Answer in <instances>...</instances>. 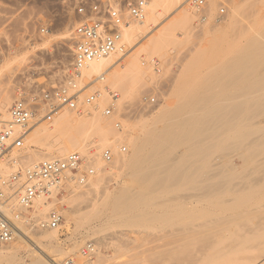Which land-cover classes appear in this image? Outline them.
Instances as JSON below:
<instances>
[{
  "label": "bare ground",
  "instance_id": "obj_1",
  "mask_svg": "<svg viewBox=\"0 0 264 264\" xmlns=\"http://www.w3.org/2000/svg\"><path fill=\"white\" fill-rule=\"evenodd\" d=\"M208 1H210V7L214 6L213 0ZM186 5L184 3V0L183 3L181 2V0H153L150 3L148 2L145 18L139 21L129 22V24L124 27L122 31L124 40L131 42L135 40V42L132 44V47L138 46L141 43V38L146 37L145 42L141 43V45L138 47L139 49L137 48L136 50L132 51V53L124 59V62L119 65V67H116L115 65L120 59L125 57V53V55L121 54L124 56L117 55L120 53H115L107 57L93 60L81 70L80 77L91 78L95 76L94 79H99V81L105 79V82L97 85L98 88L104 89V87L111 86L118 89L121 93L119 94L121 95V97L118 96V106L116 108L117 110H123L125 108V103L132 101L133 96L138 93V86L143 78L142 73H145L143 65L141 64L142 58H144L145 56L144 52L148 53V51H155L164 55V53L167 54L171 52V50L173 49L172 46L174 47L179 43H182L183 41L186 42L191 37V31L193 29L192 25L195 17L194 12L192 13L193 10L191 11L189 9L190 6L186 7ZM229 7V10H231V13L229 14H231V16L228 15L230 18H227L228 20L226 22L221 23V21H212L211 23V20H209L210 22L206 21L204 26L199 28L202 34L205 35V37L212 34L213 31L215 33L220 30H226L227 26H230L231 29L232 26L234 27L233 23L239 20L237 18L244 17L247 23H249L250 21H256L260 23L264 22V0H232V3ZM247 7L248 10H246ZM167 10H170L168 14L172 15V17L165 23V25L156 30L155 27H157V23H159H156L158 16L162 12H165ZM212 12L213 10H210V15L212 14ZM246 16L251 17L248 18ZM242 27L244 28V26ZM154 29L155 32L153 31ZM261 33L262 29L258 30L255 27H249L248 29L246 28V30L243 31L240 37L244 39H242L241 41L243 44H241L240 41L238 42L240 44L237 43V54L233 56L235 58L233 61L234 66H227L225 65V62L223 63V61H221V57L224 56V54L227 53L231 47L224 48L215 44L213 40L206 39V43H204L203 45L201 44L202 46L198 45V47L190 51L187 60L188 64H184V68L182 67L183 69H180V73H178L176 79L178 78L177 80H179L180 83H184L187 81L186 84L188 86L195 87L197 88V90L189 92L183 105H175L174 101L172 99L170 100V94V97L168 96V100L166 99L167 101L164 104H162L153 113H151L152 119L150 121H147L149 117L145 118V116H143L144 119H141L142 121H139L140 123H124V125L119 129H116L113 124L107 123L103 117L101 108L98 109L100 105L104 104V102L106 103V101L108 100L107 98L109 92L104 89L98 92L99 102H96V108L86 106L84 109L80 108L81 111L72 110L73 112L64 109L54 115H51L49 124L47 122V124L41 122V116L46 117L45 115H43L44 112H41L29 122L26 128L22 129L19 126L14 125L12 136L5 143L3 149L0 150V175L3 177H5L6 174L7 176L9 175V161L13 163H22V165L24 166L33 167L39 160H48L53 157H62L63 155H66L73 151L79 152L84 159L90 162L91 166L95 170L94 173L88 177L87 182L84 185L77 184L75 181H73L72 178L69 179V182L65 185L67 193L63 197L58 198L56 194L52 195V203L59 202L62 204V214L64 215V220L67 224H69L70 221H75V215L79 214L74 213L75 210L73 211V208L71 209V207L68 206V200L66 199L79 197L84 192L86 193V191L88 192L92 189L100 187L102 177L107 173L115 175L117 171H123L124 168H132L137 166L139 167V175L136 171H131L132 174L130 172L128 174L139 177L140 186H142L143 188H152L158 184L164 183L166 182L167 177H169L168 180L172 184L177 183L180 180H183L184 183H189V187L186 188V192H183L180 197L185 202V204L187 202L189 206L192 205V208L195 204L200 203L201 205L204 202H207L205 204H211L214 206L216 203L219 204L220 199L218 200V198H220L223 192H226V190H230L235 193L241 191L242 189H250L253 192L250 198L246 199L242 196L236 195H234V197H239L240 199L244 198L246 200L257 198L259 190L253 189V187L251 186L258 182L264 183V156L260 160H257L255 163H252L251 169H249L248 162L237 163L232 158L224 161V156L222 155H218L219 157L217 155L213 157L207 166L200 165V161L205 159L206 155H208V153L212 151L213 148L219 145L221 148L219 153L237 151V153L239 154L241 153V149L244 148V146H249L251 151L253 152H256L259 147L264 150V63H262V60H264V42L261 41L262 37L264 36ZM70 34L72 33H70V27L69 25H67L63 32V39L68 42L71 37ZM243 41H245V43ZM193 43L194 45L196 44L195 42ZM23 58H25V54H20V56H16L13 58H6L3 63L0 64V78L7 73L14 61L21 60ZM247 64L251 66L247 68ZM105 72H107L106 76L104 75ZM225 85L234 86V91L231 92L232 98L229 100H223L221 99V97H219L221 95L220 93H222L221 89ZM6 89L7 90L2 92L1 94V91H3V89L1 90L0 88V118L5 121H11V117L9 114L10 96L8 95V88ZM173 93L175 94L177 92H172V94ZM173 95L172 97H174ZM256 118H262V120L256 121ZM228 120H231L230 123L232 124L228 125L226 122ZM42 121L44 120L42 119ZM253 125L256 126L251 129L250 127ZM233 127L234 135L229 138L225 134L228 129ZM186 135H189L190 142L186 147H183V149L186 150V155L189 156H179L180 161L178 163H175V161L179 158H177L178 156L173 155L174 151L176 150V147L178 145H182L183 139L181 140V138L185 137ZM117 141L124 142L130 149L129 153L126 155L124 154L125 156L123 157L122 153H120L118 150ZM30 145H33L36 148H30ZM104 147H111L113 149L114 157L110 162H104L102 160L101 150ZM22 157L26 159L21 160ZM237 157L241 158V155H237ZM250 157L251 155H245L244 160L247 161ZM149 161L152 162L151 167L142 168ZM188 165L192 167L188 169ZM94 175L95 180H92L91 177ZM116 175H119V173ZM234 178L236 179L235 181H233ZM125 184L123 181H120L118 183L121 188H119L118 193L116 192V196H114L116 193H114V195H110L111 193L108 192V189L105 192L106 195L104 196L109 195L112 196L111 198H113L114 196L113 203L112 201L110 202L112 203V206L110 205L112 209H109L113 210L114 213L118 211L120 212V210L122 211L124 208L131 207L132 204L130 202L137 201L136 199H138L135 194H132V192L129 191V186H127L128 184ZM83 189H85V191ZM92 196L94 195L92 194ZM15 199L16 198H14L10 205H7L3 208L5 216H7L8 218H13V210L14 208H18V204ZM101 199L99 200L101 201ZM104 200L105 199H103V201ZM203 200L204 202L201 203V201ZM100 201L97 203H100L102 206H104L105 204L103 203L105 201H101L102 203ZM107 202H109V200ZM211 205L209 206L212 207ZM32 206L34 208V211L31 214V219L34 222H36L40 218H45L49 212L48 210L51 209L50 203L45 197L35 198L33 200ZM108 206L109 205H107V207ZM205 206L206 208H210L208 205H204V207ZM246 206H249L250 208L249 210H247L248 212L245 210L243 214L241 212L233 214L232 211L231 215L228 213V217L224 215L228 219L226 220L225 218L223 221L224 223L221 222L224 218L221 211L220 213L222 217H219L217 215L218 219L222 218L221 221H219L220 223L218 224L225 225L226 221H233L232 219L229 220V218H233L235 221L236 216L241 217L242 215H245L246 217H241L243 221L244 217L245 221L247 220V222L244 221L245 225H241L242 223L244 224V222L238 223V221L241 220L239 217V219H237L238 221L236 220L237 224H239L238 227L236 226V229H242V231H244V226L248 227L247 225H249L250 217H252L250 216L252 215L250 211H256L258 207L257 205H254V203L252 204V202L246 204ZM89 208L91 207L89 206ZM124 210L123 213L125 212ZM83 211H85L83 213H88V209L87 211ZM92 211L93 212L90 213H96V209L95 212L93 209ZM209 211L211 212V210H206L207 213H210ZM125 213L123 214V216L126 215ZM112 214L109 213L111 217H113ZM121 214L122 213L120 212L117 215V218ZM210 214H212V212ZM263 214L264 213H255V215ZM115 215L116 214H114V218ZM247 215L250 216L249 220L247 218ZM133 216L132 217L134 219L136 216L134 214ZM209 216L214 217L215 215L213 213ZM81 217L83 216L81 215ZM111 217L109 219H111ZM126 217H128L129 219L130 215L128 216L127 214ZM211 217H208L207 223L209 221H211L212 223L217 220L212 219L214 220L212 221L210 220ZM80 218L78 219L81 220ZM86 218H83L84 221L88 219ZM253 218L255 220L254 226H251L250 224L249 227L251 226V228L255 232H253L251 228H249V231L251 230L254 235H256V232L258 234L264 233V219L255 218L254 216L251 219ZM83 219L81 221H83ZM118 219H120V216ZM133 219L131 218L132 221ZM90 220L91 219H89V221ZM105 223L106 222H104L103 224ZM228 223H226V225ZM16 225L18 227V230L16 231L14 239L7 244L0 245V264H25V258L22 257L24 254H26L25 256L29 258V261L27 262L28 264H55L60 262V260L53 257L61 252V250L58 249V246L56 245L55 229H50L51 231L49 229H43L42 232L38 233V231H36L37 228L34 227V224H32L31 222H26L24 220L16 221ZM228 225L226 227H228ZM97 226H99L98 223L96 225L94 224L93 226L91 225L90 228L95 229ZM239 226L241 228H239ZM192 227L184 226L182 228L174 229V231L176 233L180 232L183 234L188 232L190 229L193 230L194 228H196ZM224 227L225 226L221 227V230L224 229ZM86 229L88 231V228ZM244 229L248 230V228ZM219 230L216 231L218 232ZM238 230L235 236H238L240 240H237L238 237H233V239H235L234 242L237 240L236 242L241 243V239H243L242 237H245V233H248L249 231H244L243 233L245 235L243 233L242 235V231ZM221 233L223 232L221 231ZM221 233L220 235H222ZM229 233L226 236L224 235L225 239L227 236L230 237ZM252 233H249L250 238L249 235H247V237L243 239V243H245L246 238L251 239ZM218 234L219 233H217V235ZM239 235H242V237H240ZM84 236L85 238H88L91 236V234L86 232ZM215 236L213 239L216 240ZM203 237L202 239H204ZM195 238L196 237H194L193 239ZM224 238L223 240H225ZM254 238L255 240H253L252 238L253 241H250L248 239L250 242H255L253 245L249 243L253 246L249 247L254 248V252H250L249 255L251 256L248 262L246 260L248 257H245L246 259H244V257L242 256L243 254L241 255L240 253V257L238 255L236 256L237 258L239 257V259L242 256L247 264H264V236L256 235V237ZM211 239L209 238L207 240L210 241ZM229 240L226 242L228 243ZM199 241L197 242L200 243L201 241ZM204 242H206V240ZM213 242L214 240H212V244H214ZM217 242L221 241L218 240ZM227 243L226 245H224L221 242V247L223 245L225 247L227 245H231L230 243H232V241L229 244ZM84 244L85 243H83L82 246ZM172 244L175 245V241L174 243H170L169 246ZM180 244L182 245V243ZM180 244L179 246L181 247ZM185 244H183V247L185 246ZM241 244H236L233 247L231 245L229 248L236 249V251H239L241 250L240 248H243V251L244 247L242 246L245 244ZM163 245L161 248H163ZM206 245L213 246L209 244ZM175 246L179 248L178 245ZM194 246L193 248H195ZM224 246V249L220 248V250H227L228 246L226 248ZM235 246H239V250H237L238 248H235ZM245 247L248 246L246 245ZM80 248L73 253L75 258L74 264L111 263V255L105 252H101L98 247H96L95 250L90 254H82ZM196 248L195 250L198 252ZM201 248L203 249L205 247ZM215 248H213V250L210 247V251L208 250L210 252L209 254L213 255V258L211 257V255V258H209L207 254H203V256L205 255L204 264H208V262L210 263V261H213L214 254L215 257L216 254L217 257H222L223 254L225 257L227 251L230 252L232 250L228 249L226 253H224L222 250L221 252L223 253L221 255L220 251H218L219 249L215 250ZM184 249H186V246L184 247ZM198 249L200 250V248ZM202 249L200 251H202ZM165 250L166 252L168 251L167 253H169V250L170 252L172 251L170 248L169 250L167 248ZM174 250L175 248L172 252H174ZM179 250L183 249L179 248ZM22 251L24 252L23 255H21L20 253ZM177 251L178 249H176L175 254H177ZM212 251H216V253H213ZM160 252L162 253V249L160 250ZM182 252L183 255L186 254L188 256L189 254L185 253V251ZM218 252L220 255H218ZM178 254L180 257L181 253ZM199 254L197 256L202 257V253L201 255ZM160 255L161 256L158 257L162 258V254ZM170 255L174 254H169V258ZM227 255L228 254H226L227 259H231V257L235 259L234 257H236L235 255L232 256V254H230L231 257H228ZM194 256L197 257L196 254ZM48 257H51V262H49ZM176 257L177 256L175 255L174 258L176 259ZM182 258L180 261H183ZM218 258L216 261L219 262L220 258ZM175 259L173 260L176 261ZM178 260L179 259H177V261ZM222 260L224 261V259H221V261ZM234 261L228 262L227 260L229 264L230 262L231 264L237 263L236 261ZM243 261L242 263H244ZM213 262L211 264H215V262ZM222 262L220 263L226 264V262ZM179 263L180 262H178V264ZM242 263L240 262V264ZM63 264H65V262Z\"/></svg>",
  "mask_w": 264,
  "mask_h": 264
},
{
  "label": "rangeland",
  "instance_id": "obj_2",
  "mask_svg": "<svg viewBox=\"0 0 264 264\" xmlns=\"http://www.w3.org/2000/svg\"><path fill=\"white\" fill-rule=\"evenodd\" d=\"M152 1L153 0H147V3L148 2L150 3ZM217 1L218 0H213L214 6L210 7V10L211 11L213 10V12L207 21L211 20V23L213 21L212 16H213V14L217 8ZM79 2H80V0H0V64L3 63V61L6 58H13L16 56H20V54L21 55L25 54V58H23L21 60L14 61L12 66L10 67V69L7 71V73L5 75L1 76V78H0V88H1V90L3 89V91H1V94H2V92L7 90L6 88H8V92H9L8 95L10 96V98H9L10 104L17 97L14 82L19 77H21V75H23L25 73L32 74L33 77H35V79L38 82H43L48 87L62 83L66 79V77L69 76V74L72 71V69H71V67H72L71 66V44H72V40H71V37H70V40L68 42L65 39H63V32H64L66 26L69 25L70 33H72L73 26L80 19V17L76 14V11H75V6ZM181 2L183 3V0H181ZM225 2L227 5V12H226L225 17L221 21V23L226 22L230 18L229 16H231V14H229V13H231V10H229L230 9L229 6L231 5L232 0H225ZM209 4H210V1H209ZM187 6L189 7V5H186V7ZM189 9L192 11L191 7H189ZM170 10L162 12L158 16L156 23L157 22H159V23H157V27H155L156 30L158 28H161L163 25H165V23L172 17V15L168 14L170 12ZM246 10H248V7ZM146 12H147V4H146ZM192 13H193V11H192ZM145 16H146V13H145ZM194 17H195V19H194L193 25H192L193 29L191 31L192 35L188 41H186V42L183 41L182 43H179L178 45H176L174 47L172 46L173 49L171 48L172 49L171 52H169L167 54L164 53V55L157 53L155 51H148V53L144 52L145 56H144V58H142L141 64L143 65V69H144L145 73H142L143 78H142V80L138 86V93L133 96L132 101L125 103V108L123 110H117V108H116L118 106V101H117L116 106L114 108V113L112 115L105 116L102 113L103 117L107 123L113 124L114 127H116V125L114 123L116 121H118L119 126H117L116 129H119L124 125V123H129V122L130 123H132V122L133 123H135V122L140 123L142 121L141 119H144L143 116H145V118L151 117L150 119L148 118V120L145 119L147 121H150L152 119L151 113H153L157 108H159L162 104H164L168 100V98L170 97V94H171L170 100L172 99L174 101L175 105H178V104L183 105V103H184L185 99L187 98L189 92H193V91L197 90V88L188 86L186 84L187 81L184 83H180L179 80H177L178 78L176 79V77L178 76V73H180V69L183 66L188 64L187 60H188V54H190V51L194 50V48L198 47V45H201V44L203 45L204 43H206V39L213 40V42L215 44L222 46L224 48L225 47H231L230 50L227 53H225L224 56L221 57V61H223V63L225 62V65H227V66H234L233 61L235 58L233 56H235V54H237L236 53L237 43L240 41V43L243 44L241 42L243 38H240L243 31H245L246 28L248 29L249 27H255L258 30L262 29L261 34L264 36V22L260 23V22H256V21L255 22L250 21L249 23H247V21L244 19V17L243 18L241 17L242 20H241V18H237L239 20H237L233 23L234 27L232 26L231 29H230V26H227L226 30H220V31H217L215 33L213 31L212 32L213 35L210 34V35L205 37V35L202 34V32L200 31L199 28L204 26V24L206 22L199 23L197 15L195 13H194ZM246 17L250 18L251 16H246ZM263 18H264V16H263ZM131 22H134V21H131ZM242 26H244V28ZM41 27H46L47 31L42 33L40 31ZM232 28H234V29H232ZM240 28L243 30H241ZM153 31L155 32V29ZM150 34H152V33H150ZM70 36H71V34H70ZM122 36H123V33H122ZM143 38H141V41H140L141 43L145 42V40H146V37L144 39ZM137 39H139V38H137ZM262 39L264 40V37H262ZM262 39H261V41L264 42ZM123 41L126 43V47H127L128 51H127V53H125L126 55L124 54L125 57H123L122 59H120L116 63V65H115L116 67H119V65L122 62H124V59L129 54H131L132 51L136 50L141 45V43L139 42L140 44L139 45L137 44L138 46L132 47V44L135 42V40L131 42V41H126L123 39ZM245 41H243V42L245 43ZM193 42L196 43L195 44L196 46L194 45ZM240 43H238V44H240ZM117 55L124 56L121 54H117ZM262 63H264V60H262ZM250 66L251 65H249V64L246 65L247 68ZM104 75L106 76L107 72H105ZM94 78H95V76H93L91 78H81V77L79 78L77 87L80 88L81 91L78 95V99L82 100L86 95L91 94L92 92H95L98 90L100 92L101 90L105 89L109 92V95H108V98H107L108 100L106 101V103L104 102V104L100 105L98 108V109L101 108V111H102V109L104 107L108 106L110 103V100H111L110 92H117L118 96H120V97H121V95H119V94H121V93L118 89L113 88L111 86L104 87V89L98 88L97 85H100L101 83L105 82V79L102 81H99V79H94ZM221 91H222V93H220L221 95L219 97H221V99H223V100H229L232 98L231 92L234 91V86L233 85L232 86H226L225 85L221 89ZM102 92H104V91H102ZM172 92H177V93H175V94L173 93L174 94L173 95ZM145 95L155 96L157 102L155 104H151V105H142L141 99ZM172 95L174 97H172ZM97 101H98V97L93 104H88V105L84 104V105L80 106L79 109L73 110V111H81L80 108L84 109L86 106H88V107L91 106V107L96 108L97 107V104H96ZM64 109L69 111V109H67L65 106H63L57 110V113L59 111L64 110ZM70 111L73 112L72 110H70ZM43 115H44V113H43ZM38 118H40V117H38ZM42 119L45 122L42 121ZM40 120H41V122H43L45 124H47V123L49 124L50 119H48L44 116L43 117L41 116ZM137 120H138V122H137ZM255 120L260 121V120H262V118H259V119L256 118ZM226 122L228 125L232 124V123H230L231 120H228ZM255 126L256 125H253L250 128L253 129ZM233 130H234V127L228 129L225 135L229 138L232 137L234 135ZM182 139H183L182 145H180V146L178 145L176 147V150L174 151V154H173L174 156H178L177 158H179V156L183 157V155H185L187 157L189 156V155H186L187 154L186 150H184L183 147H186L189 144L190 137H189V135H186L185 137H182L181 140ZM122 144L127 147L126 152L122 153V157H123L129 153L130 149L127 146V144H125L124 142L117 141L118 148ZM30 148L35 149L36 147L33 145H30ZM220 149H221L220 145L213 148V150L210 151L208 153V155H206L205 159L200 161V165L207 166L213 157H215L216 155L217 156L222 155V156H224V161L232 158L237 163L248 162L249 163V169H251L252 163H255L257 160H260L264 156V150L261 147H259L256 152H253V151H251L249 146H244V148L241 149V153H239V154L237 153V151H230L228 153H222V152L219 153ZM237 155H239V156L241 155V158H238ZM245 155H251V157L246 161V160H244ZM64 156L65 155H63L62 157H64ZM53 158H61V157H53ZM53 158H51V159H53ZM82 158H83V156H82ZM25 159L26 158H24V157L21 158V160H25ZM40 161H42V160L37 161V163ZM179 161H180V158L177 159L175 161V163H178ZM83 162L85 165L91 166L90 162L84 158H83ZM8 163H9L8 164L9 165V167H8L9 173L8 174L15 172V171H21L22 169L29 167V166L22 165V163H13L11 161H9ZM151 163L152 162L149 161L142 168H150ZM191 167L192 166L188 165V169H190ZM131 171H136L139 175V167L138 166L132 167V168H124L123 171L120 170L119 172L117 171L116 174L119 173V175L107 173L102 177V182H101L100 187L90 190L91 192L86 191V193L84 192L79 197H75L72 199H66V200H68V206L71 207V209L73 208L72 209L73 211L75 210L74 213L79 214V215L76 214L75 215L76 216L75 221H70L69 224H67L64 220V215L62 214L63 209L61 208L62 204L59 202L52 203L53 200L48 199V202L50 203L51 209H58L61 212L62 219H63L61 222L60 229H55L56 245L58 246L57 248L61 250V252L59 254L55 253L56 255L53 257L60 260V262L61 261L64 262V260L71 258L73 260L72 264H74L75 258H74L73 253L76 252L77 250H79V248L82 246L83 243H87L88 241H92L95 245V248L98 247L101 252H105V253L111 255V263L110 264H171V263L178 264V262H180L179 264H182V263L183 264H190V263L204 264L205 255L203 256V254H207V256L209 258H211V257L213 258V255L209 254L210 253L209 252L210 247L212 249L216 247L215 250L219 249L218 251H220L221 255L223 252L226 253V251L228 249H232V248H229L231 245L233 247L236 244L243 243L244 242L243 239L245 237H247V235H249L250 232L252 233L253 229L251 228V226L252 225L254 226V221H255L254 218L251 219L253 216L255 218L264 219V214L263 215H255V213H264V183H262V182L255 183L254 185L251 186V187H253V189L259 190L257 198H254L251 200H246V199L250 198L251 195L253 194L252 190H250V189H246V190L242 189L241 191H238L235 193L233 191L226 190V192H223L222 196L220 198H218V200L220 199L219 204L216 203L217 205L215 204V206L211 205V204H205L207 202H204V200H203V201H201V203L204 202L203 203L204 205H208V206L211 205L212 207L209 206L210 208L207 207L208 208L207 209L206 206L204 207L203 204L200 205V203H198V204L194 205V206L197 205L196 207L193 206V208H192V205L189 206V204L187 202L185 204V202L180 197V195H182L183 192H186V188L189 187V183H186V182L184 183L183 180H180L177 183L172 184L168 180L169 177H167L166 182H164V183L158 184L152 188H143L142 186H140L139 177L131 175L132 174ZM129 172L131 174H128ZM6 176H7V174H6ZM133 176H134V178H133ZM149 176H150V174H149ZM91 179L95 180V175L92 176ZM235 180L236 179L234 178L233 181H235ZM73 181H70V182H73ZM120 181H123L124 184L127 181L125 185L128 184L127 186H129L128 187L129 191L132 192V194H135L136 197L138 198V199H136L137 201H131L130 202L132 204L131 207L124 208L125 210L123 209L125 212H128V213L124 212L126 215L127 214H128V216L130 215L129 219H128V217H126V215L123 216V214H124L123 210L122 211L120 210V212L122 213L121 215H119L120 219H118L119 216L117 218V215L120 213L119 211L114 213L113 210H109V209H112L111 206L113 203L114 196L117 195L119 188H121L120 185H118V183ZM68 182H69V180L66 181L65 185ZM83 188H85V187H83ZM107 189L109 190L108 192L111 193L110 195H114V193L117 192L113 196V198H111L112 196H109V195L104 196V195H106L105 192ZM83 190L85 191V189H83ZM66 193L67 192H66V189L64 186V188L57 195V197L61 198ZM92 194L94 196H92ZM234 195L242 196L246 199H244V198L240 199L239 197L235 198ZM99 199H101V201H103V199H105L104 201L106 203L103 201L104 202L103 204H105L104 206H102L100 203H97L100 201ZM106 199H107V201L109 200V202H107ZM140 200H141V202H140ZM214 200H216V199H214ZM111 201H112V203H110ZM251 202H252V204L254 203V205H257L258 207H257L256 211L251 209V210H253V211H250L252 214L250 216H252V217L247 215L248 220L250 217V222L249 221L248 222H249V225L251 224V226L250 227H249V225H247L248 227L244 226V228H248V230L244 229V228H243V230L245 232H247V231H249V228H251L252 231L250 230L248 233H245L246 234L245 237L244 236L242 237V235L244 234L243 233L244 231H242V229H240V230L236 229L239 225V224H237V221H238L237 219H239V218L241 219V217H243L245 215H242L241 217L238 216L239 218L236 216V219H235V221L237 220L236 222L234 221L233 218H229V220H231V219L233 220L230 222L228 221L229 223L226 221L228 219L225 216L228 217V213L231 215L232 211H233V214H235L237 212H241L243 214V212L245 210L247 211L250 209L249 206L248 207L246 206V204L251 203ZM106 204L109 206L107 207ZM96 205H98V206H96ZM89 206L91 208H89ZM201 206H203L206 209H204ZM93 207H95V208H93ZM98 208H99V210H98ZM213 208H214V210H213ZM87 209H88V213H83V212H85L83 210L87 211ZM92 209L94 210V212L96 209V213H94L96 215H94L93 213H90V212H93ZM226 209H228V210H226ZM50 210H48V211H50ZM206 210H211L212 214L214 213L215 216L214 217L209 216L212 214H210L211 213L210 211H209L210 213H207L208 211L206 212ZM33 211H34V208H32V210H29L30 215L33 213ZM221 211L223 213L222 216L224 217L223 219L221 218L222 221L220 218L218 219V216L219 217L221 216V213H220ZM227 211H229V212H227ZM109 213L110 214H112V213L116 214L115 218H114V214H112L113 217H111V215H109ZM90 214L91 215L93 214V215L91 216ZM133 214L136 216L134 219H133V217H134ZM81 215L83 217H81ZM101 215H102V217H101ZM230 215H229V217H230ZM84 217L85 218L87 217L88 219L86 218L87 220L84 221V219H83ZM110 217H111V219H109ZM208 217H211L210 220H212V219H214V220L217 219V220L216 221L212 220L214 222L211 223V221H209L207 223ZM245 217H244V221H245ZM78 218H80L81 220L83 219V221L79 220ZM99 218H101L102 220ZM103 218H104V220H103ZM131 218L133 219V221L131 220ZM225 218H226L225 225L224 224H222V225L218 224V223H220L219 221L224 223L223 221ZM89 219H91V220L89 221ZM99 220H100V222H99ZM241 220L238 221V223L244 222L243 220L242 221ZM103 221L106 222L107 224L106 223L103 224L104 223ZM245 222H247V220ZM245 222H244V224L242 223L241 225H245ZM97 223L99 224V226H97L95 229L90 228L91 225L93 226L94 224L96 225ZM226 223L229 224V225L227 224L228 227H226L227 226ZM184 226H189V227L193 226L192 228L196 227L197 229L196 228H194L195 230L190 229L188 232L183 233V234L180 232L176 233L174 231V229L182 228ZM223 226H225L227 229L224 227V229L221 230V227H223ZM240 226H239V228H241ZM86 228H88V231ZM228 228H229V230H228ZM215 229L216 230L220 229V230L217 232ZM237 230L242 231L241 234L243 233L241 236L239 235L240 237L243 238V239H241V243L236 242L239 239L238 236H237L238 238L235 236V234L237 233ZM36 231H38V233H40V232H42V229H36ZM221 231L223 233H225L226 231H229L230 233L226 232L225 234H223V233H221ZM86 232L91 234V236L88 238H85L84 234ZM253 232H255V231H253ZM217 233H219V234L217 235ZM220 233L222 235H220ZM228 233H229L230 237L227 236L226 239H228V238L233 239V237H235V238H237V240L235 241L236 244L234 242L235 239H233V240L228 239L229 242L228 243L226 242L228 240H226L224 238V235L226 236ZM238 234H239V232H238ZM201 235H203L204 237ZM215 235H217V236H215ZM256 235L257 236L258 235L264 236V233L258 234L256 232ZM256 235H254V233H252L251 239H249L250 235H249L248 239L250 241H253V240H255L254 237H256ZM210 236L212 237V239ZM214 236L216 237V240L213 239ZM194 237H196V238L193 239ZM202 237L204 239H202ZM209 238L211 239L210 241L207 240ZM223 238L225 240H223ZM252 238H253V240H252ZM178 239H179V241H178ZM200 239H202L203 241ZM248 239L247 238L245 239L246 240L245 243L247 241H248L247 242L248 244L251 243L253 245L255 243V242H250ZM205 240H206V242H204ZM212 240H214V242H213L214 244H212ZM218 240H220L222 242V244H224V245H226V243L229 244L231 241H232V243H230L231 245H229V246L227 245L228 246V247L226 246L227 250L224 251L223 250L224 245L221 247L222 244H221V242H217ZM174 241H175V245H178V246L180 243H182V245L180 244L181 247L179 246V248L183 249V250H179V248H177V246H175L174 244L170 245L171 246L170 247L169 244L174 243ZM177 241H178V243H177ZM182 241L185 242L186 244L183 243ZM197 241H199L200 243H198ZM223 242H225V243H223ZM192 243H197V244H192ZM201 243L203 246L201 245ZM203 243L213 245L214 247L208 246V245L203 244ZM217 243L219 246L217 245ZM245 243H243V244H245ZM247 243L245 245L241 244V245H243L242 247H244V250H243L244 253L242 251L243 248H240L239 246H241V245H239V246H235V248H238L237 250H239V248H240L241 250L236 251V249H232L230 252L227 251V253H226V254H228L227 256L231 257L230 254H232V256H234V255L239 256L241 253V255L243 254L242 256L244 257V259H246L245 257H248L246 259L248 262V260L250 259V256H251L249 254H250V252H254V248L249 247L252 245L251 244L248 245ZM163 244H165V245H163ZM183 244H185L186 249H184L185 246L183 247ZM162 245H163V248L165 246L164 249L161 248ZM192 245L193 246L195 245L194 246L195 248L196 247L200 248V250L202 249L201 247H205V248L202 249L203 252L200 251L198 248H196L198 250V252H197L195 250V248H193ZM198 245H200L201 247ZM246 245L248 247H245ZM158 246L162 249V253L160 252L161 249ZM217 246H218V248H217ZM172 247L175 248L174 252H172L174 249ZM166 248L168 250L170 248L172 251L170 252V250H169V253H167L168 251L166 252V250H165ZM220 248H223V249L220 250ZM176 249H178L177 254H175ZM222 250H223V252H221ZM182 251H185V253H187V254L189 253L188 256L186 254L183 255ZM232 251L234 254L232 253ZM234 251H236L238 254ZM20 253H21V255L24 254L23 251ZM171 253L174 255H170V258H169V254H171ZM178 253H181L180 257H179ZM201 253H202V257L197 256L198 254L201 255ZM213 253H216V251H214ZM160 254H162V258L158 257V256H161ZM192 254H194V255L196 254L197 257H195ZM220 254L218 252V255H220ZM226 254H225V257H224V254L222 257L218 256L220 259L217 257V254H216V257L214 254L215 260L213 259V261L215 262V264L218 262V261H216L217 258L219 259V262L217 264H221L220 262L223 261V260L221 261V259H224V261L222 263L226 262V264H229L228 263L229 261L233 262L234 260L238 264H240V262L242 263V261L244 260L242 258V256L240 259H239L240 256L238 258H237V256L234 257L235 259H233V257H231V259L230 258L227 259ZM246 254H247V256H246ZM25 255L26 254H24L22 257L25 258L24 259L25 264H28L27 262L29 261V258ZM175 255L177 256L176 259L174 258ZM210 255H211V257H210ZM184 256H186V257H184ZM171 257H172V259H171ZM199 257H201V258H199ZM181 258L183 261H180ZM26 259H27V261H26ZM173 259H175L176 261H174ZM177 259H179V260L177 261ZM232 259H233V261H232ZM48 260H49V262H51V257H48ZM227 260H228V262H227ZM192 261H194V262H192ZM209 261H210V259H209ZM213 261H210V263L208 262V264H211ZM60 262H58V263H60ZM231 262H230V264H231ZM243 262L244 263H242V264H247V262L245 260ZM237 263H232V264H237Z\"/></svg>",
  "mask_w": 264,
  "mask_h": 264
},
{
  "label": "built area",
  "instance_id": "obj_3",
  "mask_svg": "<svg viewBox=\"0 0 264 264\" xmlns=\"http://www.w3.org/2000/svg\"><path fill=\"white\" fill-rule=\"evenodd\" d=\"M197 15L198 22H206L210 18V4L208 0H184ZM147 0H80L75 6L76 14L80 17L73 26L71 34V73L59 84L46 86L38 82L32 74L25 73L15 82L17 97L9 106L11 121L0 119V150L13 134V126L26 128L29 122L39 113L51 118L57 110L65 106L69 110H77L80 106L93 104L98 97L95 91L78 99L81 91L77 87L81 70L93 60L107 57L111 54L127 52L123 41L122 31L131 21H139L145 17ZM227 12L225 0L217 1V8L212 16L213 21H222ZM42 33L47 31L41 27ZM110 103L102 109L105 116L114 113L118 100L117 92H110ZM157 102L153 95H145L141 99L142 105ZM119 126V122L114 123ZM119 152L125 153L127 147L119 146ZM101 157L105 162L112 161L114 152L111 147L101 150ZM94 168L85 165L81 154L70 152L61 158L42 160L33 167L15 171L8 176H0V245L12 241L18 227L16 221L31 222L37 229H60L62 214L58 209H51L45 218L34 222L29 210H32L33 200L38 197L52 199L58 195L69 179L84 185L88 176L94 173ZM16 198L18 209H14L13 218L5 216L3 208ZM95 250L92 241H88L81 248L82 254H90ZM65 264H72L73 260H64ZM64 262L55 263L63 264Z\"/></svg>",
  "mask_w": 264,
  "mask_h": 264
}]
</instances>
